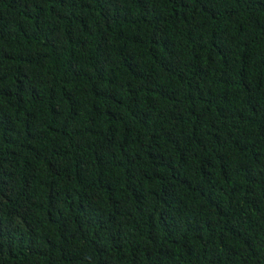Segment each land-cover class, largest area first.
Instances as JSON below:
<instances>
[{
    "label": "trees",
    "instance_id": "1",
    "mask_svg": "<svg viewBox=\"0 0 264 264\" xmlns=\"http://www.w3.org/2000/svg\"><path fill=\"white\" fill-rule=\"evenodd\" d=\"M0 264H264V0H0Z\"/></svg>",
    "mask_w": 264,
    "mask_h": 264
}]
</instances>
